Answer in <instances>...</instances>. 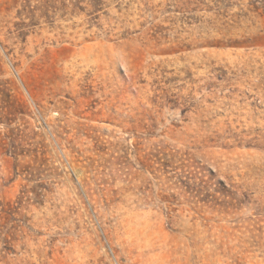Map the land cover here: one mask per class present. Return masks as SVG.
I'll return each mask as SVG.
<instances>
[{"label": "rangeland", "instance_id": "374dc122", "mask_svg": "<svg viewBox=\"0 0 264 264\" xmlns=\"http://www.w3.org/2000/svg\"><path fill=\"white\" fill-rule=\"evenodd\" d=\"M0 264H264V0H0Z\"/></svg>", "mask_w": 264, "mask_h": 264}]
</instances>
